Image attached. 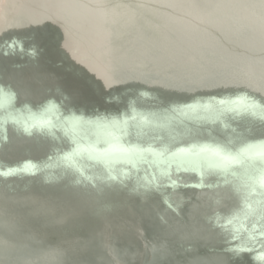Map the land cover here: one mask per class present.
Returning a JSON list of instances; mask_svg holds the SVG:
<instances>
[{
	"label": "water",
	"instance_id": "obj_1",
	"mask_svg": "<svg viewBox=\"0 0 264 264\" xmlns=\"http://www.w3.org/2000/svg\"><path fill=\"white\" fill-rule=\"evenodd\" d=\"M2 2L0 65L8 64L14 77L22 75L23 66L36 67L50 82L42 90V96L36 91V104L24 100L19 110L28 105L38 111L42 103L54 101L61 111L67 102L74 100L78 102L75 109L86 114L82 98L69 90L67 82L72 74L81 81L83 73L77 70L78 63L89 68L93 83L91 87L83 85L80 91L87 94L100 89L98 99L108 105L104 101L106 94L111 104L108 106L113 111L110 117L131 115L133 108L145 112L162 111L191 104H217L242 95L264 104V0ZM126 14H131V19H127ZM11 43L16 47L9 48ZM5 83L11 84L0 75V84ZM11 89L18 93L15 100L19 99L23 92L15 87ZM7 111L6 107L0 115L7 116ZM87 117L91 118L90 114ZM6 123L16 130V136L11 141L13 134L0 131V171L21 168L25 161L42 168L50 167L47 172L35 175L19 173L0 178V264H37L32 258L33 245H43L44 240L51 238L48 227L32 226L35 220L31 215L46 207L43 201L56 202L59 197L47 185L45 177L48 174L61 178L55 186L65 200L61 214L71 223V230L78 224L82 226V234L71 231V235L84 252H89L87 239L97 234L112 250L115 245L111 243V234L128 240L125 230L131 225L141 227L143 223L137 212L140 204L135 206L132 218L120 215L130 209L129 202L143 194L139 185L151 177L152 168L141 166L139 171L131 170L122 178V183H105L101 179L103 166L86 162L88 174L98 178L97 186L74 188L77 197L74 198L62 189L79 177L71 172L61 173L63 169L54 167L57 161H49L48 154H44L39 145L45 142L44 145H49L58 157L71 149L69 139L61 141L57 136L54 142L45 141L48 133L34 130L28 134L23 131V124ZM211 128L213 138L222 143L232 142V147L239 145L234 142L231 129L245 141L264 140V119L260 114L243 117L228 114L223 123ZM27 136L39 143L31 144ZM199 139L207 137L202 134ZM1 142H5L3 147ZM220 175L206 173L201 180L197 173L187 172L179 177L181 185L203 183L206 187L161 189L159 193L144 194L151 207L154 236L149 244L142 234L135 236L132 246L137 249L134 250L137 256L134 259L114 249L122 255V262L156 264L157 256H163L175 264H197L203 259L195 249H201L215 256L220 264L225 254L252 264H264L262 253L255 256L248 243L250 237L264 243V215L260 213L264 190L257 186L254 192H246L239 170L236 176ZM171 178L177 179L176 174ZM42 181L43 188L35 194L34 184ZM13 190L19 191L20 197L13 194ZM165 200L171 207L164 203ZM177 204L183 208L182 216L198 218L195 239L172 227L177 222L172 210ZM246 204L254 211L246 214ZM75 207L78 208L76 215L72 212ZM92 216H96V220ZM100 219L109 224L110 236L105 232L106 226L97 225ZM7 223L13 227L9 246L2 237L8 231ZM26 227L33 230L24 237ZM17 245L22 247L23 253L17 254L15 259L12 249ZM62 246L67 249L66 244ZM209 247L215 251H206ZM58 259L51 256L53 264Z\"/></svg>",
	"mask_w": 264,
	"mask_h": 264
},
{
	"label": "snow or ice",
	"instance_id": "obj_2",
	"mask_svg": "<svg viewBox=\"0 0 264 264\" xmlns=\"http://www.w3.org/2000/svg\"><path fill=\"white\" fill-rule=\"evenodd\" d=\"M8 47L15 48L16 45L11 43ZM17 95L15 90L0 84V112L6 107L9 109L7 116L0 115V130L7 121H11L23 124V131L28 134L34 130L48 134L62 132L72 147L56 158L54 167L79 177L65 185L63 191L97 186L98 178L88 174L86 162L103 166L101 179L105 183H122V178L127 177L131 170L139 171L141 166L152 168L151 177L139 185L145 195L159 193L161 189L206 187L203 183L181 185L179 177L187 172L197 173L202 180L206 173L236 176L239 170L246 192H254L257 186L264 190V140L245 141L235 129H231L233 140L239 145L232 147V142L222 143L213 138L211 128L223 123L228 114L241 117L260 114L264 119V104L248 95L221 100L217 104H191L150 112L133 108L131 115L95 118L77 114L64 116L54 101L42 103L38 111L28 105L17 110L13 108ZM224 127L227 128V125L224 124ZM202 134L207 139L200 140ZM48 167L50 165L42 168L32 161H25L21 168L0 171V178L19 173L35 175L47 172ZM173 173L177 179L171 178ZM45 179L47 183L54 184L60 178L48 174ZM164 203L171 207L167 200ZM245 207L246 214L254 211L250 204ZM172 210L177 217L176 224L172 226L174 230L187 232L195 239L198 218L182 216L180 204ZM260 213L264 215V200L261 201ZM206 251L213 252L215 249L209 247ZM197 264L207 262L198 261Z\"/></svg>",
	"mask_w": 264,
	"mask_h": 264
},
{
	"label": "bare ground",
	"instance_id": "obj_3",
	"mask_svg": "<svg viewBox=\"0 0 264 264\" xmlns=\"http://www.w3.org/2000/svg\"><path fill=\"white\" fill-rule=\"evenodd\" d=\"M2 1L3 0H0V6L3 7ZM5 1L6 0H4V2ZM126 18L131 19V14H126ZM22 68L26 70V71L24 70L25 73H23L24 71H22L21 72L22 75H17L14 77L10 74L8 64L0 65V75L6 78V80H9V82H11V84L5 83L4 86L10 87V88L15 87L16 90L18 91L21 90L23 92L21 93V96L19 97V99L13 102V108L17 110L20 109V105L24 103L23 102L24 100L25 101L30 100L31 102L36 104V100H37L36 91L38 90L39 92H41L40 95L42 96V93H43L42 90H45L48 83L50 84L48 80L43 78L42 76L43 74L36 70V67L33 68L31 66H23ZM77 70H80L83 73L82 74L83 76L81 77V81L77 79L75 74H72L71 77L67 79V82L70 83L69 90H74L72 92L73 93L76 92L79 98H82L83 109L87 113L82 114L81 111L76 110L75 107L78 106V102L75 103L74 100L67 102L66 106L60 112L64 116L77 114L85 118H89L87 116L90 114L91 118H94L95 116L110 117L113 111L111 110L112 108L108 106L111 104L109 103V100L106 94L104 95V101L108 105H106L104 102L101 103L99 101L98 93L101 92L99 91L100 89L92 90L90 93H87V94L80 91L83 85L88 86V87L93 86L92 77L90 76L91 72L89 68L82 67L78 63ZM73 73H76L78 75V72L76 71H73ZM42 98L44 99V97ZM37 110H39V108ZM6 130L8 133L13 134L12 136L13 138L11 139V141H13L14 137L16 136V130L12 126H10L8 123H5V125L3 126V130H0V131H2L4 134ZM45 136L47 139L45 141H49V142L56 141L54 139L57 136H59L58 138H60L61 141L68 140V138H66L62 132H57L56 134H49ZM29 137H28V141L31 144L39 143L33 140L34 137L33 138H29ZM44 144L46 143L45 142L39 143V145H41V147L43 148V153L48 154V156L52 158L49 161L51 162L57 161L56 159L57 155L54 152H52L49 145H44ZM1 145L3 147L5 145V142H1ZM69 147H72L71 143ZM61 173H65L64 170H61ZM220 176L226 177L225 175H220ZM11 183L13 184L14 189H16L14 182L12 181ZM56 183L54 184L48 183L47 185L51 188L53 192L55 191L58 193L59 197L57 198V201L56 202L54 201L51 202L49 200L43 201L44 206L46 207L39 208L37 212L35 213L32 212L31 214L33 219L35 220L32 226L41 225L43 226V228L48 227L50 234L52 235L50 239L47 238L46 240H44L45 243L43 245H36V244L33 245V242L31 243V246L33 245L32 258L34 259L35 262H37V264H53V261H51L52 255L59 257L58 262L56 264H109V263H114V262H115L114 264H117V263L124 264L121 260L122 255H120L119 253H116L114 249H118V251H121L120 253H122L125 256L130 257V259H134L135 256H137V254H135L134 252V250H137V249L134 246H132L133 244L132 241H134L135 236H137L138 233L142 234V237L145 238L148 244L153 239L154 229L151 228V225H152L151 207L149 206L148 198L144 194H141L137 196V199L135 201L129 202L130 209L125 213H121L122 215H120L122 218H125V219L132 218L133 217L132 214H134L135 206L137 204H140L141 208L145 206L143 210L139 208L140 211H137L140 216V220L143 223L141 227L139 228L140 230L133 225L128 227L129 229L125 230V232L127 233L128 240H123L111 234V243L115 245V247H112L113 248L112 250L106 247L105 242L101 240V237L97 234L95 237L87 239V246L89 247V252L88 253L84 252L79 247L77 242L72 238V235H71V231L73 232L75 231L79 235L82 234V231L80 229L82 228V226L78 224V227H74V229L71 230L72 228L70 225L71 223H69L68 220L61 214V206L65 203V200L63 198V195H61V193H59V190L55 187ZM42 184H43V181L41 183L36 182L34 184L35 187L32 191L35 190L34 192L36 194V191H38L40 188H43ZM12 193L20 197L19 191L16 192L15 190H13ZM68 193L71 195V197L77 198L76 190L74 188L68 191ZM103 199L104 198H102V200ZM104 201L106 202L107 200L104 199ZM47 203H50V204H47ZM77 209H78L77 207L73 208L72 212H74L75 215L77 214ZM42 211H44V213ZM92 219L96 220V216H92ZM97 225L99 227L103 225L106 226V228H104L106 229L105 232L109 233V236H110V227L108 226L109 224L107 222H103V220L101 221L100 219V221L97 222ZM7 226H8V229H7L8 231L4 232L2 234V237H3V241L5 242V244L9 246V243L11 241V235H10L11 230L10 229H12L13 227L10 223H7ZM32 230L33 229H29L26 227L24 229L25 231L24 237L25 235L29 236ZM39 239L41 240V237ZM236 239L243 240V238L240 236H236ZM248 243H249V248H250L251 253H253L255 256H259V253H262L261 255L264 258V243L259 242L257 238L255 237H250V240H248ZM63 244H66L67 246L66 250L63 249V246H62ZM12 250L14 251L12 255L14 256L15 259H17V254L23 253V249L19 245H17ZM195 251H196L195 253L199 257H201L203 261H206L207 264H220L219 260L215 256L209 255L204 250L195 249ZM1 253L2 252L0 250V254ZM105 262H109V263H105ZM156 264H175V263L171 261V259H167L163 256H157ZM223 264H252V263H249L247 261L237 260L233 258L231 255L225 254Z\"/></svg>",
	"mask_w": 264,
	"mask_h": 264
}]
</instances>
